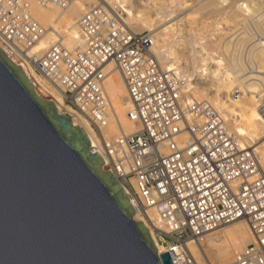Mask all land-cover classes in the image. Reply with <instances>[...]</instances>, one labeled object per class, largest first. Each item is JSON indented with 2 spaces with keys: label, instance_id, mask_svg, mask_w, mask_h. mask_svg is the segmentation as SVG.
Listing matches in <instances>:
<instances>
[{
  "label": "built area",
  "instance_id": "built-area-1",
  "mask_svg": "<svg viewBox=\"0 0 264 264\" xmlns=\"http://www.w3.org/2000/svg\"><path fill=\"white\" fill-rule=\"evenodd\" d=\"M40 1L66 7L72 0ZM45 31L29 0H0V48L14 63L33 67L62 89L76 116L88 119L100 133L102 143L93 148L105 158L104 168L136 201L135 209L154 227L173 263L197 264L189 241L245 220L253 242L229 264H264V168L259 156L242 147L216 104L191 96L187 73L162 67L151 33L133 31L123 11L109 6L85 12L82 44L73 49L56 42L41 55L32 53ZM111 61L122 73L128 116L139 130L107 139L102 127L112 106L105 83Z\"/></svg>",
  "mask_w": 264,
  "mask_h": 264
},
{
  "label": "water",
  "instance_id": "water-1",
  "mask_svg": "<svg viewBox=\"0 0 264 264\" xmlns=\"http://www.w3.org/2000/svg\"><path fill=\"white\" fill-rule=\"evenodd\" d=\"M0 48V264H174L88 133Z\"/></svg>",
  "mask_w": 264,
  "mask_h": 264
},
{
  "label": "bare ground",
  "instance_id": "bare-ground-1",
  "mask_svg": "<svg viewBox=\"0 0 264 264\" xmlns=\"http://www.w3.org/2000/svg\"><path fill=\"white\" fill-rule=\"evenodd\" d=\"M215 1L168 0L167 4L164 1L161 3L155 0H72L66 7H61L51 3L43 5L40 0H29L33 16L46 29L42 37L34 44L32 53L41 55L56 42H61L71 49L80 46L82 44L80 19L85 14L84 12L91 9V6L95 5L96 2L100 4L107 3L106 5H97L104 8L106 6L119 8L124 13L125 22L133 31L148 30L155 38L156 44L153 51L165 70L178 68L189 75L191 80L189 91L195 100L205 98L210 101L208 98L211 95V98H213L211 102L215 100L213 103L225 113L229 130L239 138L243 148H252L257 153L264 168V7L260 3L262 1L254 3V0H217L219 6L228 14L231 11L229 15L233 14V9H236L241 15L246 14L247 24L243 23V25L245 26V24L248 25L249 23L248 27L250 29L258 30L255 33L256 38H253L254 42L251 47V52L254 54L250 57L254 61H251V58L247 59V61L240 56L237 57L236 54L228 55L225 45H223V48L220 47V49L218 45L217 48L216 46L211 49L206 47L210 42H219V38L220 42L222 41L220 33H224L221 32L224 29L222 27L224 24L221 26L218 21H215V18L212 22H206V20L200 22L199 32H195L196 37L194 35L188 39L186 38L187 36L185 37V41L189 44H203L200 46V50L195 47L191 53H188L189 55L185 52L187 56L183 55L186 57L182 58L180 51L183 48L182 46L181 49L177 47V44L182 41L183 43L185 42L182 39L185 34L183 33L184 36L180 38V33L173 31L174 27L176 25L179 26L185 16H188L189 19L194 14L198 15L199 11L195 9L196 7L204 6L202 10L204 8L208 9V6L211 7ZM260 5L263 9L260 8ZM257 8L262 11L257 12ZM199 10L202 11L201 7ZM197 15L196 18L198 17ZM241 20L245 22L244 18H240ZM238 21L230 22L231 24L233 22L236 24ZM238 24L236 25L242 26V22H238ZM260 27L263 28L261 29ZM184 30H187L188 33L187 28ZM231 35L232 33H230L226 44H229L232 40H229ZM250 36L254 37V35ZM248 41L246 42L248 43ZM211 43L210 46L214 44L211 45ZM15 63L20 65L18 62ZM242 64L244 66L246 64L252 65L253 67L247 70L241 68ZM212 65L215 67L213 68ZM21 67L34 84V92L41 98L53 101L60 114L70 115L74 125L80 124L88 133L93 146L99 147L102 141L98 137L95 128L88 119L83 116H76L74 110L66 105L62 89L55 84L50 85L49 81L42 78L33 67L26 65H21ZM107 73L106 90L112 106L108 123L102 127V133L105 138L109 139L115 138L121 133H134L139 130V126L128 116L130 102L127 87L122 73L115 62L111 61L108 63ZM197 76L199 77L197 78ZM192 81H194V84ZM236 90L242 91L243 96H240V99L233 98L232 94ZM196 96L198 98H195ZM131 201L135 207L137 205L136 201L134 199ZM149 215L157 224V216L153 208L149 210ZM133 219L137 222L142 221L145 224L150 230L158 252H165L166 246L158 241L154 227L147 222L146 218L138 210L135 211ZM215 228L212 229V232L206 234L203 239L188 242L197 264H229L237 253L253 242L252 232L245 220L233 222L220 229Z\"/></svg>",
  "mask_w": 264,
  "mask_h": 264
},
{
  "label": "rangeland",
  "instance_id": "rangeland-1",
  "mask_svg": "<svg viewBox=\"0 0 264 264\" xmlns=\"http://www.w3.org/2000/svg\"><path fill=\"white\" fill-rule=\"evenodd\" d=\"M155 1H158V2H163L164 1V3H167L168 4V0H155ZM192 1H195V0H192ZM247 1H251V0H247ZM255 2L254 3H257V2H260V1H262V2H260L261 3V5H262V7H264V3H263V1L264 0H254ZM216 2V3H215ZM214 3H212V6L210 7V6H208L207 8L208 9H206V8H204L203 10H202V8L204 7H202V6H198V7H196L195 9L197 10L198 9V17L196 18V15L194 14L192 17H191V15H190V17L191 18H189L190 20H191V22H190V20L188 19V16H185L184 17V20L183 21H181V24L179 25V26H175L174 27V30L173 31H175V32H179L180 34L179 35H181V36H179L180 38L182 37V36H184V34H185V36L184 37H182V39H184V41L186 40V38L188 39V38H190V36H193L194 35V37H196V35H195V32H199V29H200V26H199V24H200V22H202L203 20H206V22H212V21H214V18H215V21L217 22L218 21V23H220L221 24V26L225 29H222L221 30V32H224V33H220L221 35L220 36H222V41L220 42V38H219V42H216V43H218V44H216V43H214V42H210L211 43V45L212 46H210V43H208V46H206L207 48H215V46H216V48L219 46V49H220V47H222L223 48V45H225V47H226V49H227V53H228V55H230V54H236V56L238 57V56H240V57H242L243 59H245V60H247V59H249V58H251L252 59V57H250V56H253V52H251V47H252V44H253V42H254V39L253 38H256L255 37V33H257V29H250L249 27H248V25H249V23H248V25H246L247 24V20H246V14H240L236 9H233L234 10V12H236V13H234V12H232L233 14L232 15H229V14H231V11H230V13L228 14L225 10H223V8H221L220 6H219V4H218V1L216 0ZM259 3V4H260ZM104 5H106L107 3H103ZM103 4H100L99 2H96V4L95 5H92L91 7L93 8V6H97V5H103ZM214 4V5H213ZM205 5V4H204ZM217 5V6H216ZM261 5H260V8L261 9H263L262 7H261ZM215 6V7H214ZM257 6V5H256ZM90 7V8H91ZM200 7H201V10L202 11H200L199 9H200ZM257 7H259V6H257ZM210 8H212L211 10H210ZM261 9H258L257 8V12H259ZM207 10V11H206ZM217 10V11H216ZM232 10V11H233ZM264 10V9H263ZM223 11V12H222ZM225 11V12H224ZM262 11V10H261ZM86 12V11H85ZM84 12V13H85ZM208 12H211V13H208ZM220 12V13H219ZM83 13V14H84ZM208 13V14H207ZM239 13V14H238ZM82 14V15H83ZM210 14V15H209ZM226 14V15H225ZM227 14H228V16H227ZM200 15H201V17H200ZM219 15H220V17H219ZM222 15V16H221ZM234 15V16H233ZM213 16V17H212ZM218 16V17H217ZM200 17V18H199ZM208 17V18H207ZM231 17H236L235 19L234 18H231ZM201 18H204V19H201ZM229 18H231L230 20H229ZM239 19V21H238V19ZM240 18H244V20H245V22L243 21V20H241L240 21ZM217 19H219V20H217ZM225 21H224V20ZM192 20H194V21H192ZM198 20V21H197ZM238 21V22H242V26L241 27H239V26H237V25H239L238 24V22L235 24V22H233L232 24H231V22L230 21ZM187 21H188V23H187ZM243 23H246L245 24V26L243 25ZM183 24V25H182ZM187 24V25H186ZM182 25V26H181ZM184 25H186V26H184ZM230 25V26H229ZM240 25H241V23H240ZM198 26H199V28H198ZM184 27V28H183ZM191 27V28H190ZM193 27V28H192ZM238 27V28H237ZM183 28V29H182ZM185 28H187L188 29V33H187V30H184ZM244 30H243V29ZM261 29L263 28V27H260ZM259 28V29H260ZM183 31H182V30ZM189 29H190V31H189ZM191 29H192V31H191ZM198 29V30H197ZM236 29V30H235ZM242 29V30H241ZM247 31H246V30ZM224 30V31H223ZM227 30V31H226ZM241 30V31H240ZM248 30H249V34L250 35H254V37H251L249 34H248ZM252 30H254V31H252ZM148 30H143V31H141V32H147ZM256 31V32H255ZM192 32H194V33H192ZM227 32V33H226ZM232 33V35L230 36L231 38L229 39V40H231L230 41V43L229 44H226L227 43V39H228V37H229V35H230V33ZM183 35H182V34ZM191 33V34H190ZM188 34V35H187ZM228 35V36H227ZM248 35V36H247ZM187 36V37H186ZM224 36V37H223ZM226 36V37H225ZM243 36H244V38H243ZM186 37V38H185ZM247 37V38H246ZM251 37V38H250ZM179 38V39H180ZM238 38V39H237ZM240 38V39H239ZM248 38H249V41H248ZM181 39V40H182ZM223 39H225V40H223ZM252 39V40H251ZM235 40V41H234ZM250 40H251V42H250ZM246 41H248V43L246 42ZM223 42V43H222ZM232 42V43H231ZM184 43H186V44H188V45H185ZM183 43V41L180 43V44H177V47H178V49H181V46H182V50L180 51V55L182 56V58H185L187 55L185 54V52L188 54V53H191L193 50H194V48L196 47V49L198 48V50H200V46L201 45H203V44H189V43H187V41H185ZM225 43V44H224ZM216 44V45H215ZM221 44V45H220ZM185 46V49H184V46ZM194 45V46H193ZM197 45V46H196ZM199 45V46H198ZM207 45V44H206ZM218 45V46H217ZM189 46V47H188ZM210 46V47H209ZM188 47V48H187ZM185 50V51H184ZM190 52H189V51ZM183 51H184V54H183ZM188 51V52H187ZM183 55H186L185 57L183 56ZM189 55V54H188ZM248 61V60H247ZM251 61H254V59H252ZM246 66V67H245ZM244 66V64H242L241 65V68H244V69H247V70H250V69H252V65H245ZM212 67L214 68L215 66L214 65H212ZM196 74V73H195ZM199 76H197V78H198ZM193 82V84H194V81H192ZM233 95V98H238V99H240V96H243V94H242V91H238V90H236L235 92H234V94H232ZM195 98H198L197 96L195 97ZM45 99V98H44ZM208 99H210V101L213 99V98H211V95L209 96V98ZM48 100V99H47ZM198 100H206L205 98H198ZM215 100H213V102H214ZM66 105H68V104H66ZM69 106V105H68ZM70 107V106H69ZM220 109V108H219ZM221 110V109H220ZM222 111V110H221ZM223 112V111H222ZM224 113V112H223ZM225 114V113H224ZM96 133H97V135H98V137L102 140V137H101V135H100V133L98 132V131H96ZM233 223V222H232ZM232 223H229V224H225V225H222V226H218V227H216L215 229H220V228H222V227H225V226H228V225H230V224H232ZM213 230H211L210 232H212ZM166 246V245H165Z\"/></svg>",
  "mask_w": 264,
  "mask_h": 264
}]
</instances>
